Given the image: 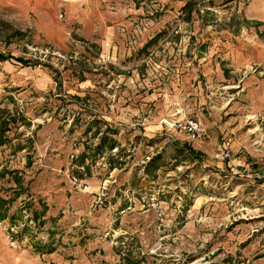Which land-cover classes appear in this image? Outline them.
Masks as SVG:
<instances>
[{
    "label": "rangeland",
    "instance_id": "1",
    "mask_svg": "<svg viewBox=\"0 0 264 264\" xmlns=\"http://www.w3.org/2000/svg\"><path fill=\"white\" fill-rule=\"evenodd\" d=\"M48 4L0 0V264H264V0H116L108 50L43 43Z\"/></svg>",
    "mask_w": 264,
    "mask_h": 264
},
{
    "label": "crops",
    "instance_id": "2",
    "mask_svg": "<svg viewBox=\"0 0 264 264\" xmlns=\"http://www.w3.org/2000/svg\"><path fill=\"white\" fill-rule=\"evenodd\" d=\"M48 15H42V22L37 32L45 35L43 43L66 44L69 42V32L84 42L102 44L103 50H108L116 40V25L108 12V4L116 0H47ZM60 13V14H59ZM58 36L54 38L53 36ZM71 35V34H70ZM108 46H107V45ZM107 46V47H106ZM209 128L214 139L219 133L212 124Z\"/></svg>",
    "mask_w": 264,
    "mask_h": 264
},
{
    "label": "built area",
    "instance_id": "3",
    "mask_svg": "<svg viewBox=\"0 0 264 264\" xmlns=\"http://www.w3.org/2000/svg\"><path fill=\"white\" fill-rule=\"evenodd\" d=\"M169 122V121H168ZM167 120H162V123H165L166 126L170 125L172 129L177 131H183L187 134L188 139L192 142L196 141H205L210 137V132L208 127L198 118L190 117L183 119H174L172 122L168 123ZM235 155L232 151L222 150L219 152L218 157L222 160H233ZM242 173L246 176H252L255 179L260 180L262 178V171L260 169L253 170L252 166L246 164L242 168ZM74 184H81V181L78 179H74ZM84 189H88L89 186L85 184L83 186Z\"/></svg>",
    "mask_w": 264,
    "mask_h": 264
},
{
    "label": "trees",
    "instance_id": "4",
    "mask_svg": "<svg viewBox=\"0 0 264 264\" xmlns=\"http://www.w3.org/2000/svg\"><path fill=\"white\" fill-rule=\"evenodd\" d=\"M8 59L11 58H5V57H1L0 56V61H7ZM9 127H10V122L7 118H1L0 119V147L4 146L5 144L10 143L9 138L6 136L7 132L9 131ZM108 143V138H103L102 139V144H101V148L106 145ZM111 149L112 146H111ZM187 149V148H186ZM191 154L195 155V156H199L201 155L199 152L194 151L193 149H187ZM155 163V160H152V164ZM12 177V179L14 180V182L16 183V185L18 186L19 190L23 189V178L20 176V173L16 170L11 171V170H0V179H4L6 177ZM20 193H17L14 195L13 198L7 200L5 199L1 194H0V221H4L6 220L8 217H11V219L15 220L16 217L15 215L9 216V211L11 208V205L19 198ZM35 221L39 222L40 224L41 222V215L39 214H35Z\"/></svg>",
    "mask_w": 264,
    "mask_h": 264
}]
</instances>
